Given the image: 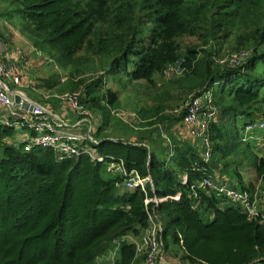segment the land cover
<instances>
[{"label":"trees","instance_id":"trees-1","mask_svg":"<svg viewBox=\"0 0 264 264\" xmlns=\"http://www.w3.org/2000/svg\"><path fill=\"white\" fill-rule=\"evenodd\" d=\"M8 1L36 47L67 59L72 89L83 68L103 73L81 99L103 121L91 134L97 143L87 141L93 156L62 160L52 149L26 152L14 143L17 130L0 123V264H96L116 241L113 264H137L136 244L124 239L142 238L153 214L166 251L178 247L182 263L264 264V221L198 188L220 176L217 166L230 168L232 158L238 160L227 171L232 184L258 185L245 184L243 164L254 167L264 187V145L257 154L248 138L258 133H245L248 123L264 122V0ZM177 64L195 97L212 94L209 166L191 147L177 150L172 166L142 145L107 135L113 120L124 124L112 113L120 111L121 92L133 83L155 86ZM46 81L50 89L57 85L55 76ZM163 113L158 106L138 115L151 127L168 121ZM119 162L127 174L148 179L146 189L125 190L126 178L111 172ZM202 213H212L209 224Z\"/></svg>","mask_w":264,"mask_h":264},{"label":"built area","instance_id":"built-area-1","mask_svg":"<svg viewBox=\"0 0 264 264\" xmlns=\"http://www.w3.org/2000/svg\"><path fill=\"white\" fill-rule=\"evenodd\" d=\"M226 61V60H225ZM239 63L238 58L231 59L232 65ZM178 67L177 70L183 74L184 72ZM176 72L174 67H169L164 74V78L169 77ZM25 90L37 92V85H28L24 82L21 67L18 62L7 55L0 53V107L7 111V118L1 120L0 123L7 128H15L17 131H27L29 137L27 141L22 142L26 152H31L35 149H52L58 153L60 160L66 158H79L83 154L92 155L87 141L95 143L92 139L91 132L72 131L71 125H68L58 117H54L49 110L43 105L34 101H30L25 94ZM20 96L22 105L18 106L14 98ZM82 96L79 93L66 94L60 98L66 102L69 107L78 115L86 116L88 112L84 104H81ZM212 102V94H203L193 97L186 107L184 125L188 133L193 139L201 142L203 152L201 156L202 164L209 166L213 160V146L209 135V125L216 117V111L209 107ZM28 107H24V106ZM206 111L202 116L199 115L202 106ZM203 110V111H204ZM49 111V112H48ZM112 113L118 116L121 120L126 121L128 115L122 111L113 110ZM174 113L178 114L176 110ZM135 125H140L143 121L138 114L132 115ZM130 124L133 129L136 126ZM75 127H79L75 125ZM264 131V122L248 123L246 127V135ZM264 145V139L261 140ZM97 143V142H96ZM102 161L103 159H99ZM120 164H113L111 172L118 173L126 178L124 186L126 190L133 191L134 189H146L148 179H142L137 172L127 174L126 170ZM197 167V164L194 165ZM187 182V175L183 177V183ZM257 185L253 190H242L227 182L217 181L213 175L205 178L198 184L199 189H205L215 194L220 200L231 204L241 209L249 219L259 218L264 221V187ZM151 227L142 238L141 243H137L134 239L133 244H136L138 254L144 253L145 264H166L164 262L166 256L165 244L162 240V225L156 221V215H149Z\"/></svg>","mask_w":264,"mask_h":264},{"label":"rangeland","instance_id":"rangeland-1","mask_svg":"<svg viewBox=\"0 0 264 264\" xmlns=\"http://www.w3.org/2000/svg\"><path fill=\"white\" fill-rule=\"evenodd\" d=\"M7 1L8 0H0V2H2L0 4V10H3V8L5 9V11H0V25L4 24V26L7 27V23H8L11 25L12 28L18 31V34L20 32L21 35H24L27 38L26 36L27 34L25 35L23 33V30H21L22 22L19 21V13L16 10H13L12 12L9 11L8 17H4L3 13L7 12L8 10L7 8H9L8 6L9 1L8 2ZM2 19H4V21ZM184 43L186 45L190 44L189 41ZM34 47L36 46L34 45ZM40 50H41L40 47H36L34 50L35 55H36V51L37 52L42 51ZM52 52H53L52 55L47 54L44 51L41 52L42 56L45 55L51 58L42 72H38L37 70L35 71L30 69L28 70V73H30V75L33 74L36 77H40L41 79L44 78L51 79L53 76L56 77L57 85H54V87L51 89L49 88V90L46 88L45 93L47 99L41 100L42 105H44L46 108H48L46 105H50L51 103L53 104L54 102L59 101L60 98L66 94L80 93V95L83 98L86 94V84L87 86L91 87L92 84L101 75H103V73H96L94 72V70L91 69L89 70V68L88 69L83 68V73L80 76L77 75L75 79H73V82L78 83V85L76 89H72L71 85L68 84V82L71 80L69 79V73L72 69L71 67L68 66L67 59H65L63 62H60L58 59L62 55L61 52L57 50H54ZM37 57L38 56H36V58ZM174 68L176 72H174L171 75V77H169V79H166L162 76L157 77L155 86L154 85L149 86L145 83H133L126 90H123L121 92V97H120L121 98L120 111L128 115V117H126V121L121 120L125 125L122 124L121 122L118 123L117 121L113 120L107 127L108 130L107 135L112 140H122L124 142L142 145L148 148L150 151L156 152L157 156L160 159L166 161L169 165H172L171 159L173 156L171 157V152L172 151L176 152L177 150H183L186 147V144H188L190 140V138L188 137L191 136L184 125V120L186 117L185 112L187 110L186 107L188 106L189 101L194 96H196V94H198V92H191L189 89H187V85L182 81L184 79L183 74H181L180 70L179 71L177 70L178 67H174ZM175 82L178 83L174 84ZM43 84L45 85V82H43ZM50 84L52 85L53 83L51 82ZM108 87L112 88L114 91L115 90L119 91L118 90L119 88L113 83H111ZM102 89H105V85L102 87ZM25 92L32 98H34V96L37 94V93H33L30 90H25ZM95 93L96 92L92 91V94ZM83 103L87 109V103L85 99ZM62 104H64L65 107L68 106V104L64 101H62ZM158 106L163 107L164 113L162 115H164V117L168 119V121L164 122L161 125H156L151 127L148 126L149 121H143V123L146 124L145 126L135 125L132 119V115L139 114V111H143V110L150 111V109H153L154 107H158ZM204 109L205 108L203 105L202 109L199 112L200 116H202L206 112ZM176 110L179 111L178 114L174 113ZM87 112L89 113L88 130H91L92 127V132L94 130L95 133L97 131V128L102 124L103 118L99 112H95V111L90 112L88 110ZM130 124L135 125L137 129H133L130 126ZM257 133H258L257 136L255 137L250 136L248 139L249 141L252 142V145H254L256 149V153L259 155H263L264 148L261 145L262 144L261 140L264 139V131H260ZM28 136L29 135L25 130L17 131V136L14 141L15 145L27 141ZM199 143L201 145L200 141ZM89 150L91 153H93V155L95 154V149L93 147L89 146ZM229 161L232 164L230 168L225 167L224 163H222L220 166H217L220 176L223 175L230 176V173H227V171L229 170L233 171V169L236 168L235 163H237L238 160L232 158ZM238 171L241 173V175L245 180L247 181L254 180L259 185V180L255 174L254 167L252 165L242 164L241 166H239ZM117 174L118 173L112 172L113 176ZM214 175L216 176V173H214ZM220 176H216L217 181H219ZM229 182L230 180L227 183L229 184ZM260 186H263V184H261ZM237 188L241 189V186L238 184ZM224 203L226 204V202ZM202 214H203L204 223L209 224L213 216L212 213L211 214L202 213ZM142 238L136 239L129 234L124 240H127L128 242L132 243L134 242V239H136V242L139 244L141 243ZM118 244L119 241H116L115 244L109 250V253L106 256L101 257L96 264H113L116 261V257L118 254V249H119ZM176 252L177 251H172L171 253L172 260L175 259V257L179 260L180 256ZM166 254L168 256L170 253L168 254L166 252ZM138 259H140L139 262H144L145 261L144 253H140Z\"/></svg>","mask_w":264,"mask_h":264},{"label":"crops","instance_id":"crops-1","mask_svg":"<svg viewBox=\"0 0 264 264\" xmlns=\"http://www.w3.org/2000/svg\"><path fill=\"white\" fill-rule=\"evenodd\" d=\"M1 3L2 2H0V4ZM7 9H8L7 12L3 13L4 17H8L9 11H11V12L13 11L10 9V7ZM0 11H5V9L3 8V10H0ZM2 20L4 21V19H2ZM19 21H21L20 18H19ZM21 30H22V23H21ZM24 34L26 35V33H24ZM35 48L36 47H34L33 42L28 38V36L26 38L24 35H21L20 32L18 34V31L16 29L12 28L10 24L7 23V27H5L4 24L0 25V53L9 56L10 58H12L13 60H15L16 62L19 63V65L21 67V73H22L24 82L26 84L37 85L38 91L33 92V93H37L34 96V98L30 97L25 91L24 92H25L26 96L29 97L31 100L42 105L41 100L47 99L46 93H45L46 88L49 90V88L47 86H45L43 84V82H47L46 80H51L52 78L51 79H46V78L41 79L40 77H36L33 74L30 75V73H28V70L30 69L33 71L37 70L38 72H42L51 58H49L45 55L42 56L41 52H43V51H41V50H40L41 52H37L38 51L37 50L36 55H35V51H34ZM36 56H38L39 59H38V57L36 58ZM46 106L48 107L47 109L53 115L61 117L62 119H64L68 123H70L72 131H74L76 133L83 132V131L87 132L86 128L77 129L75 127V123L77 122V119H78L77 116L78 115L70 107H68L69 105L65 107V105L62 104V101L59 100L57 102H54L53 104L51 103L50 105H46ZM6 118H7V111L0 107V121L4 120ZM91 130H92V127H91ZM161 130H163V129H161ZM27 134L29 135L28 132H27ZM187 136H189V135H187ZM188 138H190V140H189L188 144H186V147L183 150L189 149L191 147L195 153L200 154V158H201L202 152H203V147H201L198 140L193 139L192 137H188ZM176 154H177V151L171 152V157L173 156L171 159L172 166H175L176 162L174 160H175ZM218 174H216V175H218ZM229 180H230L229 183L232 184L230 176L223 175V176L219 177L220 182H228ZM232 182H233V184H235V185H233V184L232 185L237 187L238 184H236V181L233 180ZM244 182H245V184L248 185L250 182L252 183L255 181L254 180H248L247 181L244 179ZM124 189H125V187H124ZM170 250L177 251L178 247H174L173 249H170ZM172 251H170V252L166 251L168 254L170 253L168 256H167V254L165 256L166 258H165L164 262L166 264H186V263H182L181 261H179L176 257H175V259L172 260V257H171ZM139 256L140 255H138V257ZM137 264H145V263L139 262Z\"/></svg>","mask_w":264,"mask_h":264},{"label":"bare ground","instance_id":"bare-ground-1","mask_svg":"<svg viewBox=\"0 0 264 264\" xmlns=\"http://www.w3.org/2000/svg\"><path fill=\"white\" fill-rule=\"evenodd\" d=\"M80 94V93H79ZM28 99L30 101H33L31 100L29 97ZM83 102L81 101V104ZM45 107V106H44ZM46 108V107H45ZM47 109V108H46ZM48 110V109H47ZM49 112V111H48ZM54 117H58V116H54ZM59 119L63 120L65 123H67L68 125H70V123H68L67 121H65L64 119H62L61 117H58ZM77 122L75 123V125H78L79 127H77V129H80V128H86L88 129V118H86V116H77Z\"/></svg>","mask_w":264,"mask_h":264},{"label":"water","instance_id":"water-1","mask_svg":"<svg viewBox=\"0 0 264 264\" xmlns=\"http://www.w3.org/2000/svg\"><path fill=\"white\" fill-rule=\"evenodd\" d=\"M14 101H15V103H16L18 106L22 105V98H21L20 96H16V97L14 98ZM24 107H28V106L26 105V106H24Z\"/></svg>","mask_w":264,"mask_h":264}]
</instances>
